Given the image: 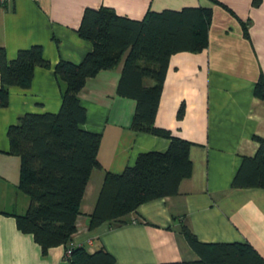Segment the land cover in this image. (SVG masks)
Instances as JSON below:
<instances>
[{
  "label": "crops",
  "instance_id": "obj_1",
  "mask_svg": "<svg viewBox=\"0 0 264 264\" xmlns=\"http://www.w3.org/2000/svg\"><path fill=\"white\" fill-rule=\"evenodd\" d=\"M0 0V47L11 60L19 49L41 47L50 67H35L27 87L9 86L0 107V212L22 213L28 204L16 188L19 158L6 153V129L26 112H56L60 88L52 66L63 59L79 62L91 50L76 29L85 8H111L141 19L147 10L200 6L211 10L207 44L194 53L169 57L154 124L190 142L189 176L177 193L139 204L125 223L101 222L87 228L104 172L121 173L139 153L165 151L166 138L129 128L134 101L116 94L122 67L99 70L77 92L85 109L80 127L100 134L97 160L87 179L68 244L88 253L103 247L112 264H160L195 260L180 232L186 226L203 243L244 242L264 262V188L232 187L242 157L264 141V99L253 95L264 78V0ZM225 6V8L222 7ZM241 22L246 23L247 36ZM150 80L145 84L150 85ZM182 114L176 117L179 105ZM12 193V197L8 195ZM0 264H67L64 246L41 254L32 236L19 232L12 216L0 213Z\"/></svg>",
  "mask_w": 264,
  "mask_h": 264
},
{
  "label": "trees",
  "instance_id": "obj_2",
  "mask_svg": "<svg viewBox=\"0 0 264 264\" xmlns=\"http://www.w3.org/2000/svg\"><path fill=\"white\" fill-rule=\"evenodd\" d=\"M215 2L214 0H211ZM260 0H251L257 6ZM225 8L224 5H222ZM226 9V8H225ZM211 10L186 6L178 10H147L141 19L116 14L111 8H85L77 35L90 42L91 50L79 62L59 59L52 73L60 88L56 112L20 114L6 129L9 155L19 158L16 188L28 199L22 213L0 212L13 217L16 229L32 236L41 254L51 247L66 248L75 232V217L89 173L100 168L97 149L100 134L80 127L85 109L77 92L99 70L122 67L116 94L134 101L129 128L166 138L165 151L139 153L121 173L104 172L87 228L101 222L125 223V216L139 204L177 193L178 182L189 176L190 142L154 124L161 86L169 57L177 52H198L206 47ZM247 36L246 23L241 22ZM35 67H50L39 45L19 49L7 60L0 47V107L7 105L8 87H27ZM150 80V85L145 80ZM253 95L264 99V78L259 75ZM182 104L176 113L180 118ZM252 156H244L232 178V187L264 188V141ZM180 232L195 260L160 264H264L244 242L203 243L184 225ZM67 264H112L113 256L103 247L88 253L69 246Z\"/></svg>",
  "mask_w": 264,
  "mask_h": 264
},
{
  "label": "built area",
  "instance_id": "obj_3",
  "mask_svg": "<svg viewBox=\"0 0 264 264\" xmlns=\"http://www.w3.org/2000/svg\"><path fill=\"white\" fill-rule=\"evenodd\" d=\"M1 1H8V0H1ZM69 246H71V244L70 245H68L66 248H64V258H66V257H68V255H69Z\"/></svg>",
  "mask_w": 264,
  "mask_h": 264
},
{
  "label": "rangeland",
  "instance_id": "obj_4",
  "mask_svg": "<svg viewBox=\"0 0 264 264\" xmlns=\"http://www.w3.org/2000/svg\"><path fill=\"white\" fill-rule=\"evenodd\" d=\"M8 195L10 196V197H12V193H10L9 191H8ZM18 197L15 199V201H17V202H19L20 201V197H22V196H24V197H26L24 194H22L21 192H19L18 193Z\"/></svg>",
  "mask_w": 264,
  "mask_h": 264
}]
</instances>
